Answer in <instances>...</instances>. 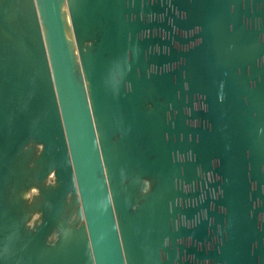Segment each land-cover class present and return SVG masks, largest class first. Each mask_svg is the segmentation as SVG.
Wrapping results in <instances>:
<instances>
[{"label":"water","instance_id":"obj_1","mask_svg":"<svg viewBox=\"0 0 264 264\" xmlns=\"http://www.w3.org/2000/svg\"><path fill=\"white\" fill-rule=\"evenodd\" d=\"M0 264H264V0H0Z\"/></svg>","mask_w":264,"mask_h":264}]
</instances>
